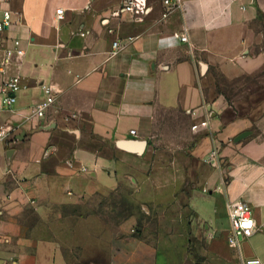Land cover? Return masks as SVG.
<instances>
[{
	"label": "crops",
	"instance_id": "crops-1",
	"mask_svg": "<svg viewBox=\"0 0 264 264\" xmlns=\"http://www.w3.org/2000/svg\"><path fill=\"white\" fill-rule=\"evenodd\" d=\"M147 3L149 15L137 19L122 0H0V18H12L0 57L12 40L24 51L0 74L21 85L14 107L0 112V128L13 129L0 141V253L12 264L264 261V84L245 83L225 101L215 79L264 69V0H181L166 16L163 0ZM41 85L54 88V102L27 121L45 100ZM169 123L188 147L151 145L175 136ZM125 139L146 140L143 154L113 146ZM212 151L218 166L207 163ZM126 183L143 219L136 212L120 223L109 257L90 260L89 222L78 243L83 231L65 212ZM234 202L245 204L255 231L231 247ZM104 234L102 225L93 249L102 250Z\"/></svg>",
	"mask_w": 264,
	"mask_h": 264
},
{
	"label": "rangeland",
	"instance_id": "rangeland-1",
	"mask_svg": "<svg viewBox=\"0 0 264 264\" xmlns=\"http://www.w3.org/2000/svg\"><path fill=\"white\" fill-rule=\"evenodd\" d=\"M216 83L218 84L217 94L218 97L225 98V101H229V99L236 95L241 86L245 83L253 82L264 84V69L259 70L257 73L247 76L240 75L239 77L227 80L223 76L216 74L215 75ZM167 129L171 131L169 135L175 134V136H169L167 138H156L151 139V145L159 148H174V149H183L188 147L190 144L189 140L184 137V130H178L176 124L169 123ZM182 133H181V132ZM180 132V134H179ZM177 152V151H176ZM138 214L139 221L143 219L144 210L140 204H135L133 201V187L126 183L125 185L119 187L113 194L107 197H94L87 200L84 204L79 205L77 207L72 208L71 210H67L65 215L74 216V227L82 229L83 234H77L74 237L78 243L81 241H87V236L85 234V229H87L86 222L89 223V241L91 245V249L86 254L88 255L90 260H96L97 258H108L110 252L108 251V243H109V233L117 226L127 220L134 213ZM79 219H83L82 222ZM79 221V222H78ZM78 222V223H77ZM153 220L151 221V225L153 224ZM100 224V228L98 225ZM104 225V236L105 243L102 250L98 251L94 247L95 240L98 236V231L101 230V226ZM153 226V225H152ZM153 230V228L151 227ZM101 235V234H100ZM7 245L2 238H0V252L3 248H6ZM3 252V251H2ZM79 255V256H78ZM5 255L0 253V260L4 261L5 264H12L13 260L11 257L4 258ZM68 258V256H66ZM75 257L81 258V252L76 253Z\"/></svg>",
	"mask_w": 264,
	"mask_h": 264
},
{
	"label": "built area",
	"instance_id": "built-area-1",
	"mask_svg": "<svg viewBox=\"0 0 264 264\" xmlns=\"http://www.w3.org/2000/svg\"><path fill=\"white\" fill-rule=\"evenodd\" d=\"M181 0H163V5L166 10L163 16L168 14L171 6L178 7ZM243 9V8H242ZM121 11L131 14L137 19H142L149 15L151 9L148 6L147 0H122ZM63 19V12L61 9L56 10V20L61 21ZM12 25L11 13L9 11H3L0 18V45L3 44V35L6 30ZM180 42H187V36L185 34L179 35ZM130 40V39H129ZM12 48H4L2 50V56L0 57V74H4L5 67L14 57L21 58L24 55V51L20 48L19 41L12 40ZM120 46L118 42L112 44V53L115 54L119 50ZM42 91L45 95V100L36 104L30 108L28 117L30 119H43L48 108L53 104L56 91L52 86L41 85ZM21 89L20 80L18 76H5L0 81V112L10 110L16 103V96ZM192 116H195V112H189ZM200 126H207V121H202ZM195 130V127L192 128ZM13 132L11 128H0V141L6 139L8 135ZM131 136H135L134 130L130 131ZM207 163L212 166H218L219 156L217 151H212ZM83 171H85L83 169ZM227 213L230 222V236L228 237V243L231 247H236L240 238H248L255 231V222L251 217L245 204L242 202H234L228 204ZM245 264H264V261L251 258L245 261Z\"/></svg>",
	"mask_w": 264,
	"mask_h": 264
},
{
	"label": "water",
	"instance_id": "water-1",
	"mask_svg": "<svg viewBox=\"0 0 264 264\" xmlns=\"http://www.w3.org/2000/svg\"><path fill=\"white\" fill-rule=\"evenodd\" d=\"M205 69V66H202V70ZM250 132H245L240 134L236 139L235 142H239L240 140L246 138ZM113 146L121 150L123 152L135 154V155H142L145 148H146V140H138V139H125V140H117L113 143ZM8 157V155H6Z\"/></svg>",
	"mask_w": 264,
	"mask_h": 264
},
{
	"label": "trees",
	"instance_id": "trees-1",
	"mask_svg": "<svg viewBox=\"0 0 264 264\" xmlns=\"http://www.w3.org/2000/svg\"><path fill=\"white\" fill-rule=\"evenodd\" d=\"M217 89H218V87H217Z\"/></svg>",
	"mask_w": 264,
	"mask_h": 264
}]
</instances>
